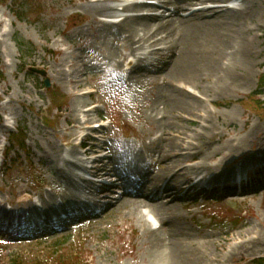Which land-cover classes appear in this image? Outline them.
I'll return each instance as SVG.
<instances>
[{"label": "rangeland", "instance_id": "374dc122", "mask_svg": "<svg viewBox=\"0 0 264 264\" xmlns=\"http://www.w3.org/2000/svg\"><path fill=\"white\" fill-rule=\"evenodd\" d=\"M119 1L19 0L17 4L9 2L0 7V69L4 75L0 81V149L10 133L20 128L32 153H28V161L25 152H20L19 164L0 179L2 204L16 206L21 190L34 194L41 191L30 179L34 174L42 177L47 186L54 182L59 185L55 170L64 171L66 166L55 163L53 158L70 150L66 145L74 143L76 138H70L74 130L80 134L75 123L67 124L65 118L70 111L80 109L83 112L95 102L106 103L105 110L99 114L114 122L107 136L118 167L123 168V164L136 160L145 163L148 157L156 159L161 134L158 123L162 118L157 108H163L159 104L161 96H168V86H164L162 80L154 83L153 77L141 76V71L125 73L129 59L134 57L125 38L127 34L117 25L103 23L104 16H94L86 10L92 4L121 10L122 6L136 0ZM242 1H235V5L224 2L220 6L238 8ZM252 1L249 9L252 15L240 18L238 24L240 36L246 41L247 36L252 39V53L248 55L245 46L239 58L237 50L240 51L241 44L237 45L232 50L233 56L227 54L222 59L220 75L208 78L201 87L191 84L192 88L185 84L191 80L185 79L176 85L202 103L195 115H183L188 119L183 122L188 135L176 138L183 147V154H194L195 151L188 149L191 142L200 147L202 154L197 162L221 148L229 138L243 136L253 125L264 124V92L260 88L264 76V0ZM142 14L122 12L118 16ZM163 14L164 9L160 12ZM181 14L186 16L187 13ZM161 47L170 48L164 44L158 46ZM119 53L125 57L121 59ZM170 56L172 54L167 51L155 57L169 59ZM30 68L44 71L46 76L28 75ZM45 79L50 82L49 88L43 87ZM93 90L96 94L90 98L88 93ZM59 106L60 113L56 109ZM97 114L93 113L90 118H96ZM71 118L74 120V116ZM198 123L213 124L219 130L206 132ZM225 131L226 138H223ZM200 136L203 139L197 140ZM256 154L253 150L232 161L227 160L220 169L230 170ZM11 158H15L14 153ZM208 162L215 163L211 159ZM194 163L190 161L184 166L192 167ZM147 168L150 176L162 171L161 165ZM255 189V196L248 195L244 200L237 198V202L235 198H227L185 209L182 206L187 203L175 201L170 203L174 209L165 219L178 217L179 226L192 234L193 244L214 242L209 245L211 256L206 264H249L264 257V188ZM47 190L43 191L50 198L60 200V194ZM141 217L118 206L76 230L51 238H0V256H3L0 262L7 264L17 255L43 256L60 247L63 251L77 248L88 264H147L150 259V254L146 255L150 250L148 241L152 228L158 227H154L149 216ZM243 246L244 251H240Z\"/></svg>", "mask_w": 264, "mask_h": 264}, {"label": "bare ground", "instance_id": "6f19581e", "mask_svg": "<svg viewBox=\"0 0 264 264\" xmlns=\"http://www.w3.org/2000/svg\"><path fill=\"white\" fill-rule=\"evenodd\" d=\"M232 1L237 2V0H163L157 2L156 5L147 2L132 3L125 5L121 10L122 12L148 11L146 14L137 16H118L119 9L97 4L89 5L86 8L94 16L124 18L121 23L119 22L118 27L127 34L125 38L132 48L133 54L158 44L168 45L172 52L170 61L164 65L163 69L156 72L153 81L156 83L162 80L163 85L168 86L167 92L169 93L168 96H161L162 100L159 105H162L163 108H157V113H161L162 118L158 123L161 133L158 138L160 145L156 148L155 153L158 154L157 166L161 165L162 171L156 176H150L147 172L142 174L148 180L146 183H139L138 189L147 191L150 197H144V194L139 193L125 194L109 209L112 211L120 206V208L130 209V212L142 216L141 218L147 217L146 214H148L160 222V229L153 230L148 241L150 250L146 255L150 254V259L147 264H206L211 256L209 245H214V242L209 240L202 244H193L195 240L192 234L179 226L178 217L169 216L168 219H165V216L174 209L170 203L175 201L181 203L177 197L178 194L186 191L188 182L201 172L207 174L203 177V180H207V182L226 178L229 171L220 168L228 161L246 155L253 150L257 151V156L255 155L254 158L264 161V124L260 123L253 125L243 136L229 138L221 145V148L213 151L210 155H204L202 161L198 162L197 159L202 154L200 147L191 142L188 144V149L195 151L194 154H183V147L176 140V138L188 135V128L183 123L188 119L183 115H195L202 108L198 97L188 93L185 88L176 86L181 79L191 80L186 81L185 84L192 88H194L193 84H196V87H201L202 82L222 73V59L226 58L227 54L233 56L232 50L237 45L241 44L240 51L237 50L239 58H242L246 50L245 46H247L248 55L254 49L250 36H247L246 41L240 36L238 29L240 18L252 15V11L249 12V9L253 1L244 0L238 8L220 6L224 2L231 3ZM170 6L171 9L167 11V15L156 13L158 10ZM182 12H186V16H182ZM134 46L139 48L135 49ZM118 55L120 58L125 57V54L121 56L119 53ZM130 65H133V62ZM73 108L75 109V106ZM81 112L80 109L70 111L65 118L66 123H75V127H79L81 122L77 116ZM82 113L89 115L86 112ZM72 115L74 120L71 118ZM205 121L207 123V120ZM198 127L206 132L219 130L213 124L209 126L198 123ZM229 129H231L230 126ZM215 134H213L214 139L216 138ZM76 135L77 132L74 130L70 134V138L76 137ZM222 137L226 138V131ZM199 139H203V137L200 136L197 140ZM211 144L213 145L214 142ZM96 148L99 149V147ZM210 159L215 163L209 164ZM53 161L55 163L63 162L62 155H55ZM190 161L195 162L192 167L184 166ZM127 168L135 171V166L132 163H128ZM103 172L104 170L97 171L98 174H103ZM112 172L122 178V174L115 169ZM55 176L60 182L64 181V176L60 173ZM67 177L65 178L69 190V188H73L74 184L71 182L70 176ZM122 182V189L133 185L131 179L122 178ZM111 191L113 192V190ZM26 192L28 191L23 190L19 194ZM188 192H192V189H189ZM247 193L255 196L256 190L253 188ZM61 198L63 203L71 200L68 192L64 193ZM51 204L52 202L48 198L44 201L46 208H50ZM182 207L185 208L188 205L184 204ZM31 208L32 205L29 206V209ZM170 225L173 228H169ZM244 248L245 246L241 247L240 251H244Z\"/></svg>", "mask_w": 264, "mask_h": 264}, {"label": "trees", "instance_id": "16d2710c", "mask_svg": "<svg viewBox=\"0 0 264 264\" xmlns=\"http://www.w3.org/2000/svg\"><path fill=\"white\" fill-rule=\"evenodd\" d=\"M13 2L17 4L19 0H0L1 4H7L8 2ZM21 18V16H20ZM0 78H2V73L0 72ZM260 87L264 92V76L261 79ZM262 92V93H263ZM259 103V101H258ZM4 262H0L3 264ZM7 264H86L83 256L77 249L65 250L63 251L60 247L54 252L47 253L43 256H27V255H17L10 259ZM250 264H264V258L252 261Z\"/></svg>", "mask_w": 264, "mask_h": 264}, {"label": "water", "instance_id": "95a60500", "mask_svg": "<svg viewBox=\"0 0 264 264\" xmlns=\"http://www.w3.org/2000/svg\"><path fill=\"white\" fill-rule=\"evenodd\" d=\"M31 71H32L33 73H37V74H40V75H43V76L45 75V73H44L43 71H38V70H35V69H32ZM46 85H47V86L50 85V83H49L48 80L46 81Z\"/></svg>", "mask_w": 264, "mask_h": 264}]
</instances>
